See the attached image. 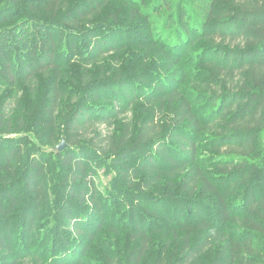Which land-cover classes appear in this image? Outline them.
Wrapping results in <instances>:
<instances>
[{
	"label": "trees",
	"instance_id": "1",
	"mask_svg": "<svg viewBox=\"0 0 264 264\" xmlns=\"http://www.w3.org/2000/svg\"><path fill=\"white\" fill-rule=\"evenodd\" d=\"M114 1L0 0V264H264V0Z\"/></svg>",
	"mask_w": 264,
	"mask_h": 264
},
{
	"label": "rangeland",
	"instance_id": "2",
	"mask_svg": "<svg viewBox=\"0 0 264 264\" xmlns=\"http://www.w3.org/2000/svg\"><path fill=\"white\" fill-rule=\"evenodd\" d=\"M111 4V3H109ZM113 4H172L173 7H178L180 6V4H185V5H191V8H197V4H206V1L204 0H115L113 2ZM193 4H196L195 6ZM168 14L166 12H163L161 15L159 16H155L152 18V20H156L158 23H155V26L158 29L163 28L164 26V22L162 21L163 19L165 20V17ZM119 39H123L122 37ZM100 132H102V134L108 135L109 131L105 128V126L100 127L99 129ZM32 133H28V132H22L19 134H12V135H5L0 133V137L3 138H19V139H31ZM30 142H35L33 139L30 140ZM63 142H59L57 144L56 147H54V149L49 148L48 146L42 145V144H38L41 154L48 156L45 157V160L48 161L50 160V166H56L55 164V157L53 156L56 152H58V147L62 144ZM65 143V142H64ZM48 159V160H47ZM95 161L93 162L94 165H96L97 163L101 164V167L97 173V175L95 176V181L97 184V188H99L98 190L101 191L102 194H104L105 196L109 195L110 193L115 194L117 193L119 187L114 188L115 185L117 186H121L119 183V176H117V172L115 171L114 167L112 166L111 161L106 160V159H98L97 157H95L94 159ZM110 195L111 200H113L116 196L114 195ZM123 215H119L118 217L116 216L117 220H116V224L119 227H127V219L122 217ZM113 222V219H111ZM111 223V222H110ZM101 241L99 242L97 248L93 247L94 250V255L93 253H88L84 256L85 260L89 259L90 261H92L93 263H98L100 261V252H102L103 248H105L106 246H108V244L110 243V238L107 239L104 231L101 233ZM113 243V242H111ZM88 244V243H87ZM114 244L116 245H122L121 250L125 251V249L128 247L127 245V241L122 240L119 243L115 242ZM127 245V246H126ZM113 247V246H112ZM120 249V248H119Z\"/></svg>",
	"mask_w": 264,
	"mask_h": 264
},
{
	"label": "water",
	"instance_id": "3",
	"mask_svg": "<svg viewBox=\"0 0 264 264\" xmlns=\"http://www.w3.org/2000/svg\"><path fill=\"white\" fill-rule=\"evenodd\" d=\"M66 147V144L63 142L59 147H58V151L62 152L64 150V148Z\"/></svg>",
	"mask_w": 264,
	"mask_h": 264
}]
</instances>
